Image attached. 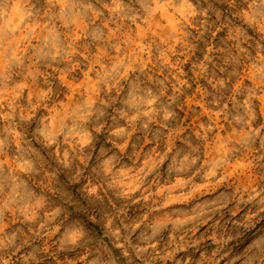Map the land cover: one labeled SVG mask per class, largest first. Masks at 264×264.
Wrapping results in <instances>:
<instances>
[{
	"label": "clouds",
	"instance_id": "1",
	"mask_svg": "<svg viewBox=\"0 0 264 264\" xmlns=\"http://www.w3.org/2000/svg\"><path fill=\"white\" fill-rule=\"evenodd\" d=\"M0 264H264V0H0Z\"/></svg>",
	"mask_w": 264,
	"mask_h": 264
}]
</instances>
